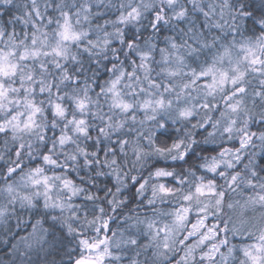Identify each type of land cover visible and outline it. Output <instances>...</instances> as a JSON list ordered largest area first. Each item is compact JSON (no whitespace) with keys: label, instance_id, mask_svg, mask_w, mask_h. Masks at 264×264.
<instances>
[{"label":"clouds","instance_id":"obj_1","mask_svg":"<svg viewBox=\"0 0 264 264\" xmlns=\"http://www.w3.org/2000/svg\"><path fill=\"white\" fill-rule=\"evenodd\" d=\"M0 264H264V0H0Z\"/></svg>","mask_w":264,"mask_h":264}]
</instances>
